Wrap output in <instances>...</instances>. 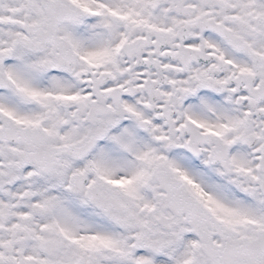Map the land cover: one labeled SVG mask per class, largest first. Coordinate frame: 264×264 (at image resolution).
I'll return each mask as SVG.
<instances>
[{"label": "snow or ice", "instance_id": "obj_1", "mask_svg": "<svg viewBox=\"0 0 264 264\" xmlns=\"http://www.w3.org/2000/svg\"><path fill=\"white\" fill-rule=\"evenodd\" d=\"M0 264H264V0H0Z\"/></svg>", "mask_w": 264, "mask_h": 264}]
</instances>
